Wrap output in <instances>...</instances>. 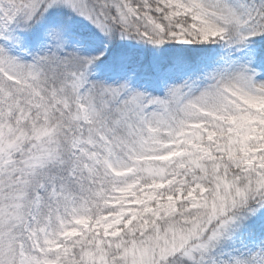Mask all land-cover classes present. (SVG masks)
I'll use <instances>...</instances> for the list:
<instances>
[{
    "label": "snow or ice",
    "instance_id": "1",
    "mask_svg": "<svg viewBox=\"0 0 264 264\" xmlns=\"http://www.w3.org/2000/svg\"><path fill=\"white\" fill-rule=\"evenodd\" d=\"M0 264H264V0H0Z\"/></svg>",
    "mask_w": 264,
    "mask_h": 264
}]
</instances>
